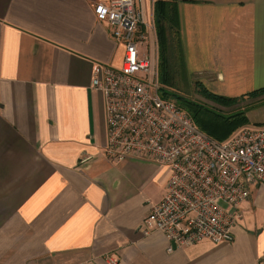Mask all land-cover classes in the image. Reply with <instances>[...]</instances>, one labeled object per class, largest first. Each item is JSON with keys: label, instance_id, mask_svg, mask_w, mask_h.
Returning <instances> with one entry per match:
<instances>
[{"label": "crops", "instance_id": "1", "mask_svg": "<svg viewBox=\"0 0 264 264\" xmlns=\"http://www.w3.org/2000/svg\"><path fill=\"white\" fill-rule=\"evenodd\" d=\"M109 0H0V264H264V185L237 210L229 238L168 251L144 219L171 169L147 157L108 159L98 64L125 46L98 19ZM156 0H137L151 25ZM186 69L213 93L264 88V0H176ZM147 53V54H149Z\"/></svg>", "mask_w": 264, "mask_h": 264}, {"label": "built area", "instance_id": "2", "mask_svg": "<svg viewBox=\"0 0 264 264\" xmlns=\"http://www.w3.org/2000/svg\"><path fill=\"white\" fill-rule=\"evenodd\" d=\"M94 12L125 46L120 68L98 64L93 73L92 86L103 97L106 156L118 162L147 157L171 169L164 198L144 219L145 234L163 232L169 252L203 240L223 242L252 187L264 185V127H242L224 140L201 130L161 96L158 70L143 51L151 25L137 0L98 2Z\"/></svg>", "mask_w": 264, "mask_h": 264}, {"label": "rangeland", "instance_id": "3", "mask_svg": "<svg viewBox=\"0 0 264 264\" xmlns=\"http://www.w3.org/2000/svg\"><path fill=\"white\" fill-rule=\"evenodd\" d=\"M157 48H158V58L161 57L162 53V40L158 39L157 29ZM176 42V33L170 35L167 40V47L165 54L169 59L172 70H170L171 74L174 75L176 81V88L178 94L184 97V101L182 100V104L186 107V109L196 108V104L201 106L202 108L207 107L214 113L219 114L222 117H232L233 126L232 133H235L242 127L250 126V127H264V92L255 96H251L250 94L239 95V96H228L216 94L211 91V89L206 85V81L202 80V78H191L188 73L186 77L178 76L180 71H176L175 67V52L173 51ZM163 43V42H162ZM148 45V42H147ZM144 52L149 53V49L147 46L143 49ZM151 57V54H148ZM152 59V57H151ZM153 61V60H152ZM159 62V59H158ZM158 70V80L162 84L161 78L159 76V65L157 66ZM165 86L164 84H162ZM167 87V86H165ZM168 88V87H167ZM175 90V89H174ZM224 96L227 98H220L219 96ZM231 98V99H228ZM193 105V106H191ZM200 108V110H202ZM199 110V111H200ZM188 114L191 116L193 114L192 110H187ZM239 124H242L241 126ZM239 125V126H238ZM222 130V129H220ZM222 133V131H220ZM219 136V135H218ZM230 136V135H229ZM219 137L221 139H227V137Z\"/></svg>", "mask_w": 264, "mask_h": 264}, {"label": "trees", "instance_id": "4", "mask_svg": "<svg viewBox=\"0 0 264 264\" xmlns=\"http://www.w3.org/2000/svg\"><path fill=\"white\" fill-rule=\"evenodd\" d=\"M155 24L157 29V35L159 42L162 40L160 47L162 48L161 57H159V76L161 78V89L160 93L161 96L165 99H170L175 101L180 107L184 110H192L193 114L192 117L195 120L198 127L206 132L207 134L211 135L214 138L219 140H224L219 137H226L231 135L233 126V119L232 117H222L219 114L214 113L207 107L202 108L201 106L196 104L195 110L194 108L186 109V107L182 104V100L184 101V97L180 94L176 93L177 86L174 75L171 74L170 70L172 67L170 65L169 59L165 54L166 47H167V40L170 35L175 31L176 33V42L175 47L173 48L175 52V67L176 71H180L178 76L186 77L188 71L186 69L185 61H184V54H183V47L181 43V35H180V22H179V15L178 9L176 5V0H156L155 2ZM175 89V90H174ZM264 92V88H260L249 93L251 96L258 95ZM219 96V95H217ZM220 98H227L224 96H219ZM231 99V98H228ZM193 106V105H191ZM202 108V110H200ZM200 110V111H199ZM240 126L242 124H239ZM238 125V126H239ZM222 129V130H220ZM222 131V133H220ZM219 135V136H218ZM228 138V137H227Z\"/></svg>", "mask_w": 264, "mask_h": 264}]
</instances>
